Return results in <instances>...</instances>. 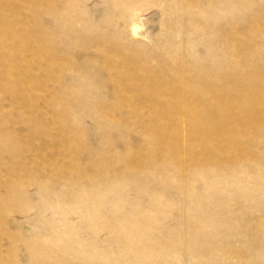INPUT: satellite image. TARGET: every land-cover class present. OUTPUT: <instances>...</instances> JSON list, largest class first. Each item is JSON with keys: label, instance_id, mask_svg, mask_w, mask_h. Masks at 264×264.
I'll use <instances>...</instances> for the list:
<instances>
[{"label": "rangeland", "instance_id": "obj_1", "mask_svg": "<svg viewBox=\"0 0 264 264\" xmlns=\"http://www.w3.org/2000/svg\"><path fill=\"white\" fill-rule=\"evenodd\" d=\"M0 264H264V0H0Z\"/></svg>", "mask_w": 264, "mask_h": 264}]
</instances>
